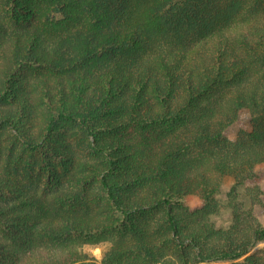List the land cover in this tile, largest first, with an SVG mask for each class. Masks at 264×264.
I'll use <instances>...</instances> for the list:
<instances>
[{"label": "trees", "instance_id": "obj_1", "mask_svg": "<svg viewBox=\"0 0 264 264\" xmlns=\"http://www.w3.org/2000/svg\"><path fill=\"white\" fill-rule=\"evenodd\" d=\"M259 242L264 0H0V264H264Z\"/></svg>", "mask_w": 264, "mask_h": 264}, {"label": "rangeland", "instance_id": "obj_2", "mask_svg": "<svg viewBox=\"0 0 264 264\" xmlns=\"http://www.w3.org/2000/svg\"><path fill=\"white\" fill-rule=\"evenodd\" d=\"M5 10V9H4ZM6 11V10H5ZM70 134H78V128L75 127L70 131ZM73 136L70 138L71 141H74V148L79 158H89V156L85 153L83 146L80 144V140ZM91 138V137H90ZM39 181L44 183L43 177L39 179ZM233 183V178L231 176H226L223 180V183L220 186L219 192L217 193V198L221 202V208L219 211L212 213L210 215V219L214 222L216 227L226 228L231 224L232 221V211L231 207L228 203V192L231 189ZM111 244V241H103L98 244H85L82 246V249L92 255L98 262H100L102 253L105 249H107ZM264 245V242H259L252 250L257 247H261Z\"/></svg>", "mask_w": 264, "mask_h": 264}]
</instances>
